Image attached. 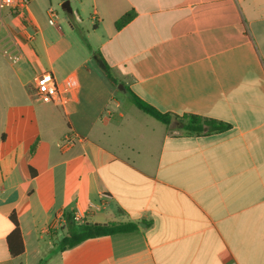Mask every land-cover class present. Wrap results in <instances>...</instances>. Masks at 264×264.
Segmentation results:
<instances>
[{"label":"crops","instance_id":"crops-1","mask_svg":"<svg viewBox=\"0 0 264 264\" xmlns=\"http://www.w3.org/2000/svg\"><path fill=\"white\" fill-rule=\"evenodd\" d=\"M65 1L0 10V264H264V0H69L60 17ZM45 72L58 102L36 95ZM186 115L230 128L191 133ZM79 210L138 230L60 251Z\"/></svg>","mask_w":264,"mask_h":264},{"label":"trees","instance_id":"trees-1","mask_svg":"<svg viewBox=\"0 0 264 264\" xmlns=\"http://www.w3.org/2000/svg\"><path fill=\"white\" fill-rule=\"evenodd\" d=\"M135 17V12L130 11L122 16L116 22V28L121 29L126 26ZM104 74L109 82L113 86H118L120 81L113 74L109 66L103 61ZM129 99L133 105H135L143 113L151 116L157 121L170 125L174 116L170 113H163L148 104L147 102L140 99L134 93L129 92ZM180 123V128L189 131L191 133L200 134L205 132H223L230 128V125L222 121H217L214 119L204 118L198 115H186L183 117H175ZM11 221L13 223L14 229L8 237V245L10 253L14 256H20L24 252V246L21 236V230L16 217L11 216ZM138 230V225L134 222H109L105 224H90L86 223L84 225H77L74 222V217L71 215L67 216L66 222V234L61 239L58 249L64 251L67 249L74 248L79 244L94 238H100L105 236H115L121 234H129L136 232ZM19 241V248H15L14 243Z\"/></svg>","mask_w":264,"mask_h":264},{"label":"built area","instance_id":"built-area-1","mask_svg":"<svg viewBox=\"0 0 264 264\" xmlns=\"http://www.w3.org/2000/svg\"><path fill=\"white\" fill-rule=\"evenodd\" d=\"M32 0H0V10L6 9L17 15H23L29 8ZM51 25L55 24V18L57 17L54 10L49 11ZM11 59L13 57H10ZM35 92L37 97L46 103H55L59 101V90L56 78L50 72H45L38 75L35 79ZM67 143H72L70 139H67ZM88 210L97 209L96 205L89 203L87 205ZM74 222L77 225H84L87 223L86 216L80 210L74 215ZM230 264H237L232 262Z\"/></svg>","mask_w":264,"mask_h":264},{"label":"rangeland","instance_id":"rangeland-1","mask_svg":"<svg viewBox=\"0 0 264 264\" xmlns=\"http://www.w3.org/2000/svg\"><path fill=\"white\" fill-rule=\"evenodd\" d=\"M72 4H75V3L73 2V0H72ZM57 11L59 12V16H60V17H62V16L64 15V11H63L62 7L59 6V7L57 8ZM40 19H41V22H42L43 24L48 22V16H47L46 12H42V13H41ZM57 21H58V19H57ZM94 66H95V69H98V67H97L95 64H94Z\"/></svg>","mask_w":264,"mask_h":264},{"label":"water","instance_id":"water-1","mask_svg":"<svg viewBox=\"0 0 264 264\" xmlns=\"http://www.w3.org/2000/svg\"><path fill=\"white\" fill-rule=\"evenodd\" d=\"M61 7H62L63 11L66 12L67 14H72L73 10H72V7H71L69 0L65 1Z\"/></svg>","mask_w":264,"mask_h":264}]
</instances>
